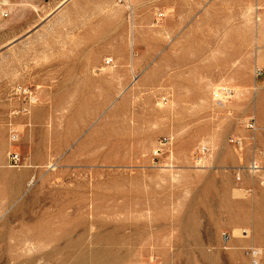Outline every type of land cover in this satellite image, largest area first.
<instances>
[{"label":"rangeland","instance_id":"374dc122","mask_svg":"<svg viewBox=\"0 0 264 264\" xmlns=\"http://www.w3.org/2000/svg\"><path fill=\"white\" fill-rule=\"evenodd\" d=\"M57 2L0 0V264H264V0Z\"/></svg>","mask_w":264,"mask_h":264},{"label":"built area","instance_id":"2783aa9c","mask_svg":"<svg viewBox=\"0 0 264 264\" xmlns=\"http://www.w3.org/2000/svg\"><path fill=\"white\" fill-rule=\"evenodd\" d=\"M248 127H252V124H248ZM12 135H16L12 133ZM12 160L16 162L17 156L12 155ZM248 171H257L259 169V165L256 163V161H253L249 164L248 167H246ZM252 264H262L261 259H260V251L257 248H250L248 251Z\"/></svg>","mask_w":264,"mask_h":264},{"label":"crops","instance_id":"0c3cea01","mask_svg":"<svg viewBox=\"0 0 264 264\" xmlns=\"http://www.w3.org/2000/svg\"><path fill=\"white\" fill-rule=\"evenodd\" d=\"M66 2H68V0H58L57 4L53 8V10L56 9V8H58V7H60V6H62V5H64Z\"/></svg>","mask_w":264,"mask_h":264},{"label":"bare ground","instance_id":"6f19581e","mask_svg":"<svg viewBox=\"0 0 264 264\" xmlns=\"http://www.w3.org/2000/svg\"><path fill=\"white\" fill-rule=\"evenodd\" d=\"M19 243H21V242H19ZM17 245L19 246V244H17ZM17 245H16V246H17ZM24 246H25V244H24ZM24 246H23V247H24ZM21 247H22V246H21ZM16 248H17V247H16ZM16 248H15V249H16ZM19 248H20V247H19ZM14 251H15V250H14Z\"/></svg>","mask_w":264,"mask_h":264}]
</instances>
